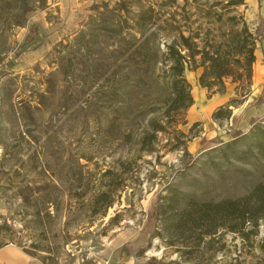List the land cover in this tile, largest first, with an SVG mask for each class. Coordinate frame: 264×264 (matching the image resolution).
I'll return each mask as SVG.
<instances>
[{"label":"rangeland","instance_id":"1","mask_svg":"<svg viewBox=\"0 0 264 264\" xmlns=\"http://www.w3.org/2000/svg\"><path fill=\"white\" fill-rule=\"evenodd\" d=\"M121 1L0 0V264H264V219L246 238L170 229L180 193L216 202L264 184L263 154L234 136L264 124V0H126L129 15ZM137 4L148 44L125 28ZM103 12L143 47L89 35ZM244 27L256 36L250 78L202 87L195 55L184 71L193 102L169 109V63H152L153 50L181 34L215 46Z\"/></svg>","mask_w":264,"mask_h":264},{"label":"trees","instance_id":"2","mask_svg":"<svg viewBox=\"0 0 264 264\" xmlns=\"http://www.w3.org/2000/svg\"><path fill=\"white\" fill-rule=\"evenodd\" d=\"M121 1V9L127 15L131 13V2L128 6H125L124 2ZM244 0H229L228 4H241ZM120 5V6H121ZM140 7L138 12L134 13L132 20L133 24L127 25V18L124 19L126 29H136L143 37L142 42L146 41L148 37L145 35L146 26L149 23V18L144 17L145 6L137 4ZM149 8V6H148ZM125 15V14H124ZM128 17V16H127ZM130 17V16H129ZM106 13H101L99 20L95 23H90L89 35L100 32L112 33L117 42L120 44H130L131 49H139L143 47V43H136L135 35L124 36L121 31L123 27L111 28L110 23L107 22ZM37 33L36 26H31L28 34L26 35L25 41L19 49V54L23 52L26 43L32 41ZM84 32H81L79 38H84ZM180 44L175 41L166 44V51L161 53L158 48L153 50L154 64L167 60L169 65V95L168 104L171 110H182L187 109L192 104V97L190 94L189 84L186 82L184 77V71L188 61H194L195 55H200L202 63H206L205 71L199 76V84L202 87H223L224 78H231L232 81H239L242 78H250L251 66L255 61L254 48L249 46L248 41L252 39V43L255 41V33L249 32L247 28L229 35V38L218 43L217 45L208 44L202 49H198L194 42H191L190 36L179 35ZM186 51L188 54L182 53ZM161 56V59H160ZM13 63V62H11ZM196 67V66H195ZM252 128L250 134L246 135L241 131L234 132V136H243L242 142H250L260 153L264 156V124L258 125L255 121L251 122ZM157 130V129H155ZM211 145H218L222 143L220 138L212 139ZM193 161V157L190 159V163ZM55 187L54 184H52ZM45 191V197L49 196L48 188H43ZM104 192H98L91 195L87 200H81L78 198L80 206H90V209L94 208L103 199ZM185 194L180 193V199H177V214L170 219V229L175 231H181L183 233L186 225L193 229H201L200 232L204 236H212L216 234V229L219 227L225 228L230 232L239 233L241 237L246 238L247 232H245L248 225L256 226L259 219H264V184L257 185L249 194L242 196L237 199H224L216 202H196L193 199L185 200ZM171 196V199H174ZM53 198L48 197L47 202H53ZM112 201H108L104 204V208L111 205ZM156 221L161 219L165 214L164 207L154 208L152 213ZM39 215L37 211L36 216ZM210 239H208L209 241Z\"/></svg>","mask_w":264,"mask_h":264}]
</instances>
